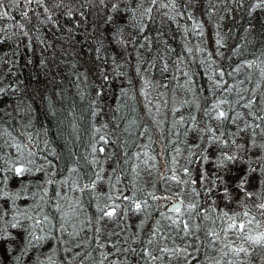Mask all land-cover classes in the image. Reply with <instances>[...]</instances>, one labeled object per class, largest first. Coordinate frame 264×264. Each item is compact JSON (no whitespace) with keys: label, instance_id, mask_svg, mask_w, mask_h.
<instances>
[{"label":"trees","instance_id":"16d2710c","mask_svg":"<svg viewBox=\"0 0 264 264\" xmlns=\"http://www.w3.org/2000/svg\"><path fill=\"white\" fill-rule=\"evenodd\" d=\"M160 3L3 0L0 264H216L203 229L197 240L169 226L168 205L197 203L190 223L209 226L205 209L242 201L256 214L264 202V120L250 114L264 116V103L243 106L249 93L264 98V0ZM220 99L230 116L243 107L235 129L205 115ZM245 122L260 125L255 135ZM18 161L32 171L16 176ZM183 168L195 183L170 179L173 169L188 179ZM124 195L148 207L136 212ZM109 196H120L116 220L100 218ZM239 259L264 264V249Z\"/></svg>","mask_w":264,"mask_h":264},{"label":"snow or ice","instance_id":"6c2138e0","mask_svg":"<svg viewBox=\"0 0 264 264\" xmlns=\"http://www.w3.org/2000/svg\"><path fill=\"white\" fill-rule=\"evenodd\" d=\"M38 3H43V0H37ZM28 4L32 3V0H27ZM101 3H103V0H101ZM151 3L155 5L157 3V0H151ZM169 3H172V0H169ZM3 6V0H0V7ZM161 7H169V4L163 3V0H161L160 3ZM115 7V5L113 6ZM174 7V4H173ZM47 11V9H45ZM146 12L150 13L152 11V8L149 7L145 10ZM25 16H27V12L23 13ZM7 12H0V17L7 16ZM251 67V65H249ZM264 74V72H262ZM224 75L223 72L220 73V76L222 77ZM216 86L222 87L220 83H217ZM258 86V85H257ZM230 91L231 89H227ZM228 103L226 99H220L216 103L212 104L211 107L205 112V115L212 116L213 119H216L217 121H228L231 120L233 123L237 119H243V116L241 113L237 112L234 116L229 115V110H225L222 105ZM255 103L254 100L249 99L247 103H245L243 106L246 108L251 109L253 104ZM231 109V105H230ZM234 111V109H231ZM254 116L255 119L264 120V116H255V114L250 113ZM246 127L252 128L253 135H255V129L259 128V124H248L245 122ZM203 131V130H201ZM209 132H212V141H218L222 143H227V141H220V138L215 136V133L212 129H208ZM261 132H264V129H261ZM102 140H104V137H101ZM105 143L107 141L105 140ZM235 143V141H233ZM261 147H264V145H261ZM17 150L19 151L20 148L17 146ZM104 149L101 148L100 151H103ZM147 155V153H145ZM154 159V157H153ZM225 159L232 160L235 159L234 156H226ZM27 163H31V161H28ZM16 176L23 177L25 174L30 173L32 171L31 168L27 167V165L23 162H17L15 163L10 169ZM173 174L170 177L172 181H174L177 184H186V183H195V181L191 180V177L189 175L188 168H183L182 172L184 176H187L188 179H182L180 176H178L175 172V169L172 170ZM255 171V169H253ZM264 171V169H262ZM247 183V180L245 178H242L240 181V187L243 188L244 184ZM92 187H95V184L92 185ZM210 191V190H209ZM3 195L7 196V193H3ZM152 195V198L154 200L156 199H167L168 197H158L154 194ZM199 195V193H197ZM251 192H245V196L248 199L252 198ZM228 196L227 190H225V197ZM120 199V196H116L113 198L112 196L108 197L109 201H112L111 203H105L103 205L98 206V211L102 213V216L100 217L103 219L104 217L109 218L110 220H116L119 215H123L124 213L120 212V205L115 203V200ZM123 199L125 201H130L131 205L133 206L134 210L136 212H140L145 210L148 207L147 200L144 201H137L134 197H130L127 195L123 196ZM197 203H188L185 205L184 200H179L176 203L172 205V207L168 210L171 215L168 213L163 214L164 218L170 222V227H174L175 229L179 230V232H183L185 236H196V239L199 240L200 237L196 235L198 231L203 229L204 231V237L208 242V246H217V251L221 254V259H218L216 261V264H222V258L232 256L235 257V260H230L228 264H242L240 261L241 256H248L251 254V251L255 248L264 249V202H260L256 205L257 213L254 214L250 208H248L247 205H244L241 201V210L240 211H234L229 210L225 211L224 209L217 210L216 208H212L211 210L205 209V212L210 211L211 213H216L215 216L212 215H204L203 220L211 221V225L204 226L203 224L197 225L195 223H190V221L193 220L192 213L196 212L197 210ZM5 213L0 211V219L3 218ZM197 215H200V213H197ZM259 217V218H258ZM31 219V217H29ZM47 221V217L44 218V221H41L39 219L36 220L35 226L38 227L41 223ZM12 227H16V224L14 223ZM63 227V225H61ZM43 231V229H41ZM99 231V229H98ZM159 228L156 229L154 235H159ZM34 239L39 240L41 239L40 236H34ZM163 239V237H162ZM153 241L149 240L148 243L151 244ZM160 251L162 253H170L172 255H178L181 252L187 254V248L181 249V248H172L169 249L167 247L160 248ZM146 255L151 256L153 260L157 259L156 256H152L151 253H146ZM107 257L105 256V259ZM102 264V262H101Z\"/></svg>","mask_w":264,"mask_h":264},{"label":"bare ground","instance_id":"6f19581e","mask_svg":"<svg viewBox=\"0 0 264 264\" xmlns=\"http://www.w3.org/2000/svg\"><path fill=\"white\" fill-rule=\"evenodd\" d=\"M249 98H251V99H253L255 102H258V103H264V98H260V97H258L257 95H254V94H252V93H249L248 95H247ZM228 103H229V101H228ZM214 104V103H213ZM237 108H236V113L237 112H239V113H241L242 114V112H243V107L242 106H240V105H238V106H236ZM232 108V107H231ZM239 120L240 119H237L236 121H235V126L234 125H231L230 127L232 128V129H235V127H238L239 126ZM223 131V130H222ZM137 134V135H140L141 133L137 130V128L136 129H134L133 131H132V134ZM223 148L225 149L226 148V144L224 143L223 144ZM177 201H179V200H177ZM176 201V202H177ZM175 202V203H176ZM172 207V205L171 204H169L168 205V210L170 209Z\"/></svg>","mask_w":264,"mask_h":264},{"label":"rangeland","instance_id":"374dc122","mask_svg":"<svg viewBox=\"0 0 264 264\" xmlns=\"http://www.w3.org/2000/svg\"><path fill=\"white\" fill-rule=\"evenodd\" d=\"M176 201H177V200H176ZM176 201L173 200L170 204L173 205Z\"/></svg>","mask_w":264,"mask_h":264}]
</instances>
